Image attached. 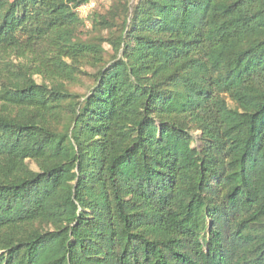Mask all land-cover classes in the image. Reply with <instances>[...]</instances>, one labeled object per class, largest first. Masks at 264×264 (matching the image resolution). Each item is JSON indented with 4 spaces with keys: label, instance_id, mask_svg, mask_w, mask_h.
Instances as JSON below:
<instances>
[{
    "label": "trees",
    "instance_id": "16d2710c",
    "mask_svg": "<svg viewBox=\"0 0 264 264\" xmlns=\"http://www.w3.org/2000/svg\"><path fill=\"white\" fill-rule=\"evenodd\" d=\"M90 1L0 0V264H264V0Z\"/></svg>",
    "mask_w": 264,
    "mask_h": 264
},
{
    "label": "rangeland",
    "instance_id": "374dc122",
    "mask_svg": "<svg viewBox=\"0 0 264 264\" xmlns=\"http://www.w3.org/2000/svg\"><path fill=\"white\" fill-rule=\"evenodd\" d=\"M112 5H113L112 0H91L89 4L79 8L78 12L82 13L83 15L87 13L89 14L94 13L95 15L96 14L104 15L109 18L110 22L114 23L115 21L118 22V18L113 16L112 11L109 12V10H112ZM85 28L86 29L84 30H86V33L84 32L85 35L83 36L88 37L90 39H92L95 36H101V37L108 36L110 32V30L106 28L105 29L100 28L99 31H96L92 29L89 24H87ZM102 48L105 51L104 58L105 59L110 58V55L112 54V50L108 42H102ZM83 68H86V66H84ZM87 70L90 71V68H87ZM89 83H90L89 77L84 75V76H81V79L78 82H76L73 86H71V89L77 92L78 94H81L86 91V88L89 85ZM29 165L31 166V168H34L33 163H29Z\"/></svg>",
    "mask_w": 264,
    "mask_h": 264
}]
</instances>
